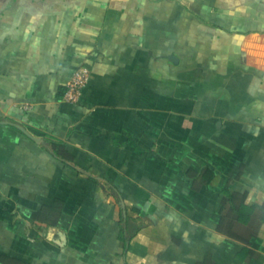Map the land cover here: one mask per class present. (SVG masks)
Returning a JSON list of instances; mask_svg holds the SVG:
<instances>
[{"label": "crops", "instance_id": "crops-1", "mask_svg": "<svg viewBox=\"0 0 264 264\" xmlns=\"http://www.w3.org/2000/svg\"><path fill=\"white\" fill-rule=\"evenodd\" d=\"M0 264H264V0H0Z\"/></svg>", "mask_w": 264, "mask_h": 264}, {"label": "built area", "instance_id": "built-area-1", "mask_svg": "<svg viewBox=\"0 0 264 264\" xmlns=\"http://www.w3.org/2000/svg\"><path fill=\"white\" fill-rule=\"evenodd\" d=\"M90 72L85 66H81L73 73L71 79L66 84L64 92V100L70 104H75L79 101L82 90L89 81Z\"/></svg>", "mask_w": 264, "mask_h": 264}, {"label": "water", "instance_id": "water-1", "mask_svg": "<svg viewBox=\"0 0 264 264\" xmlns=\"http://www.w3.org/2000/svg\"><path fill=\"white\" fill-rule=\"evenodd\" d=\"M21 130L23 131V132H25V134H27L29 137H31L32 139H35V137H33L32 135H30L28 132H26L24 129H22L21 128Z\"/></svg>", "mask_w": 264, "mask_h": 264}]
</instances>
